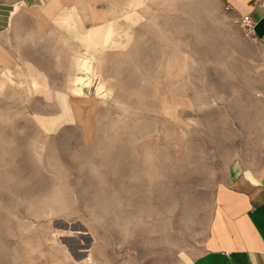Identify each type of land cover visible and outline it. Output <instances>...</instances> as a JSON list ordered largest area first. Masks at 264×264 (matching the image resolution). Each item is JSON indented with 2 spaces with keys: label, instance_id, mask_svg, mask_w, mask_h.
<instances>
[{
  "label": "rangeland",
  "instance_id": "1",
  "mask_svg": "<svg viewBox=\"0 0 264 264\" xmlns=\"http://www.w3.org/2000/svg\"><path fill=\"white\" fill-rule=\"evenodd\" d=\"M81 1L98 11L114 5ZM149 2L134 45L108 50L99 62L102 76H113V98L100 102L99 78L88 76L87 122L61 117L57 100L30 90L27 69L10 54L15 83L0 91V264H83L93 243L102 264H183L180 255L205 234L230 167L239 161L264 170L259 44L221 0ZM85 13L86 27L102 23ZM54 32L23 49L37 46L36 61L64 91L72 46ZM5 64L0 59V75ZM198 96L210 102L199 107ZM39 116L57 123L45 129Z\"/></svg>",
  "mask_w": 264,
  "mask_h": 264
},
{
  "label": "crops",
  "instance_id": "2",
  "mask_svg": "<svg viewBox=\"0 0 264 264\" xmlns=\"http://www.w3.org/2000/svg\"><path fill=\"white\" fill-rule=\"evenodd\" d=\"M45 1L0 0V59L6 62L4 67L14 68L15 60L10 55L13 53L19 56L18 59L27 70V62L43 70L36 61L37 56L33 54L38 52L37 46L34 44V48L24 50L22 43L26 45L33 37H52L55 28L61 34V29L56 27L51 15L43 10ZM221 1L236 13L240 21L246 15L255 19V41L264 57V0ZM36 39L33 38V41L37 42ZM7 44L16 45L17 49L7 47ZM236 163H239V173L234 170ZM248 172L253 175V179L247 176ZM180 256L183 264H190L188 258L191 264H264V170L256 172L245 168L239 161L230 167L229 179L215 190L213 210L204 236L193 250L184 251Z\"/></svg>",
  "mask_w": 264,
  "mask_h": 264
},
{
  "label": "bare ground",
  "instance_id": "3",
  "mask_svg": "<svg viewBox=\"0 0 264 264\" xmlns=\"http://www.w3.org/2000/svg\"><path fill=\"white\" fill-rule=\"evenodd\" d=\"M64 1H67V0H49V3L43 7V10L47 14L51 15L52 20H53L54 24L56 25V27L58 26L61 29L62 32L60 34V38L64 40L66 45L72 46V53L69 54L70 62L66 68L67 69V79H66V86H65L66 90L63 91V90H58V89L53 88L50 84L51 82H49V77H48L47 71L45 72L43 70H40L41 68L39 69L38 68L39 66L37 67L33 63L27 62L26 65H28V70H27V72H23L21 74L23 75V77L25 76L24 77L25 80L23 82L28 83V85H29L28 88L30 90L41 91L46 95V98L55 99V101L56 100L58 101V103L60 105V109H61L60 110L61 111V113H60L61 117H66V116L72 115V116H76V118H79V119L87 122V119H84V117H82V116L84 114H86L85 110L90 108V106L92 105V99H89L87 97L86 92L84 90V87L85 86L92 87V85H93V82H92L93 79H91V77H88V76L94 75L95 79L99 78V82L95 88V96H97V98L100 102L105 103L109 97H112L111 95L113 94V91L116 87L114 88V86L112 85L113 83L115 85V82L112 83L111 77H113V76L111 74H109V76L105 77V76H102V74L99 72L98 67L102 68V66H101L102 64L100 65L99 62L101 61L102 56L104 55V53L106 51L108 52V50L109 51L110 50H119V51L126 50L130 45L133 44V42L136 39L134 27L137 24L141 23V21L145 18V10L148 11V1L152 2V0H114V2L112 0H109L107 2H109L110 5H113V4L114 5L111 9H107L106 11H98L96 9H92L88 6V4H86V1L79 0V1H81L80 4H82L81 7L78 5L79 3L72 4V5H68V4L64 5ZM77 2H78V0H77ZM200 2L197 1L196 3L199 4ZM185 4L186 3H184V5ZM182 5H183V3H182ZM202 5L200 6L201 8H202ZM188 6H190V4L185 6V8ZM20 8H21V6H20ZM203 9L204 8H202L201 10H203ZM83 10L86 12L85 13L86 18H88L90 20L97 21V22L99 21L102 23H100L98 25H94L90 28L86 27L84 25V18L82 15L84 13ZM118 10H120V14L116 15L115 13H117L116 11H118ZM199 13H201V12H199ZM18 16L19 15H17V17ZM119 16H121V18L123 17L122 21H120L118 19ZM18 18H20V17H18ZM24 21H25V18H24ZM168 21H166V22H168ZM177 21H179V20H177ZM182 21H184V20H182ZM9 23H11V22H9ZM16 23H18V22H16ZM176 23L177 22H175V24ZM190 23H189V26H191ZM172 24H174V23H172ZM186 24H188V23H186ZM193 24H192V26H194ZM197 24H199V23H197ZM197 24L194 26V28H196ZM202 24H204V23H202ZM180 25H182V24H180ZM192 26L190 28H193ZM177 27H179V26H177ZM202 27H204V26H202ZM182 28H183V26H182ZM190 28H189V30H190ZM178 29H176V31H178ZM205 29H206V26H205ZM15 30H16V28H15ZM189 30H187V31H189ZM196 30H197V28H196ZM21 32H22V30H21ZM52 32L47 33V34L48 35L52 34ZM8 33H9V31H8ZM17 33H19V32L17 31ZM207 33H205V34H207ZM32 35L33 34H31V36ZM40 35H42V34H40ZM27 38H30V37L28 36ZM33 38L36 39V37H33ZM37 38H39V37H37ZM16 41H17V39H16ZM42 41L44 42V40H42ZM182 41H184V40H182ZM39 43H40V41H39ZM186 43H188V42H186ZM22 44L24 45V42ZM43 45H44V43H43ZM49 55H51V54H49ZM127 56H129V55L127 54ZM58 57H60V54H57V58ZM1 59H3V58H1ZM28 59H31V58H28ZM34 62H36V61H34ZM60 67H62V66H60ZM13 73H14L13 70L7 66L5 69V72L0 75V91L3 90L7 84L15 83V81L13 80V77H12ZM144 73H145V71H144ZM49 74H52V73H49ZM63 76H65V75H63ZM16 84H17V82H16ZM16 87H18V86L16 85ZM21 87H23V86H21ZM24 90H26V89H24ZM113 96H114V94H113ZM209 102L210 101H208L206 98H203V96H198L196 98V105L199 107H203L206 104H208ZM164 109H165V112H168L166 105H165ZM39 120L42 123L43 127L45 129H49V130H52L57 123L56 122L57 120H54L51 118H46L43 116H39ZM196 122L198 123L199 120H197ZM33 147H34V144H33ZM36 155L41 156L42 151L38 150ZM149 155H151V153ZM149 159H151L150 156H149ZM234 170H235V173L240 172L239 164L235 165ZM247 176L249 178L253 179V175L251 173L248 172ZM41 213H43V212H41ZM52 213H55L54 209H50L49 214H52ZM66 228H67V226H66ZM57 233H59V232H57ZM68 233H70V232H68ZM71 233H73V232H71ZM83 233H85V232H83ZM93 244H89L86 248L87 254L84 255V257H82L81 260L80 259L78 260L76 258V261L78 260L79 263H83V264H102L93 255V251H92ZM65 250H67V249L65 248ZM72 256L73 255L70 254L71 258H72Z\"/></svg>",
  "mask_w": 264,
  "mask_h": 264
},
{
  "label": "built area",
  "instance_id": "4",
  "mask_svg": "<svg viewBox=\"0 0 264 264\" xmlns=\"http://www.w3.org/2000/svg\"><path fill=\"white\" fill-rule=\"evenodd\" d=\"M229 8V6H227ZM241 25L252 39L256 40L255 25L256 21L250 15L243 16L241 19Z\"/></svg>",
  "mask_w": 264,
  "mask_h": 264
}]
</instances>
